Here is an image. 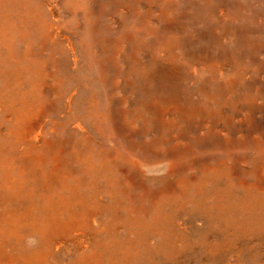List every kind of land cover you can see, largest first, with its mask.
I'll return each instance as SVG.
<instances>
[{
    "label": "rangeland",
    "instance_id": "rangeland-1",
    "mask_svg": "<svg viewBox=\"0 0 264 264\" xmlns=\"http://www.w3.org/2000/svg\"><path fill=\"white\" fill-rule=\"evenodd\" d=\"M0 1L36 17L6 65L31 79L39 69L35 100L21 98L31 79L13 106L0 98V264H264V239L246 234L222 251L212 231L198 260L188 250L139 260L138 243L153 249L169 232L142 239L126 218L145 206L149 224L158 190L188 180L194 191L220 164L230 182L264 189V0ZM9 19L29 32L25 15ZM7 50L0 43V59ZM86 155L116 170L105 185L115 194L96 193L85 212L80 194L67 204L58 194L65 178L85 187ZM178 212L182 228L205 227Z\"/></svg>",
    "mask_w": 264,
    "mask_h": 264
},
{
    "label": "bare ground",
    "instance_id": "bare-ground-1",
    "mask_svg": "<svg viewBox=\"0 0 264 264\" xmlns=\"http://www.w3.org/2000/svg\"><path fill=\"white\" fill-rule=\"evenodd\" d=\"M4 2L0 1V43H3V45H5L8 50L5 52L6 58L0 59V72L4 76L5 80L3 81V85L0 88V98H3V100L8 99L7 104H12L11 106H13L15 104L14 95L16 94L15 96L17 97V93L22 91L17 89V83L19 81L22 83V79L29 81L31 79V74L25 73L26 71L23 64L16 63L13 66H8L6 65V61L15 54V51L12 50V46L14 42H18V38L27 41L30 40L31 31L32 29H35V23H32L31 20H28V17L33 15L34 18L35 13L34 10L28 9L24 3L22 5L19 2H15V7H12L9 6V4L6 5V1ZM16 14L19 17V20H21L25 15L24 27L27 29L30 28L28 33L26 29V33L24 32L22 24H14L12 20L9 19V17ZM38 22L40 24H44V28L46 27V21H44V23L40 18ZM17 53L18 52L16 51V54ZM38 77L39 69H36L33 73V78L29 82V91L26 90L25 92L21 93L22 99L25 100L32 98L35 100L37 96V88L35 85ZM88 79L89 78H87V80ZM79 84L83 85V81L79 80ZM8 90L10 92H8ZM29 103L31 104L32 102ZM106 159L97 165L96 162L92 160V156L86 155L83 164L84 174L81 176V182L85 181L87 184L84 188H77V186H75L73 183L74 181H70L65 178L63 180V184L66 190L69 192H66L62 196L58 194L59 198L61 197L67 199L65 202V204H67L69 203L67 202L68 200L79 198L81 195L82 204L86 212L96 193H106V191H109L112 195H114L115 190L111 189L110 185H105L109 184L110 179L115 176L114 172L116 168L115 166L114 168L111 166L115 162L108 157H106ZM229 167L230 166L225 163L216 167L212 166L207 168L203 175L202 181L194 185V191L190 189L188 180L186 182H178L174 185L168 184V186L164 187L160 192L158 190L154 199V203L152 204L153 207L151 208L153 211L152 222L150 221L149 224L144 220L146 215L145 206L144 208L140 206L139 208L141 210L136 212V214H142L141 217L143 218H132L130 216H126L129 227L134 226V231L139 235H143L142 239L145 237L148 238L151 232L161 228H166L169 232V234L166 232L167 236L161 239V241H159V243L156 244L157 246H155L153 249H148V247L151 248L150 245L138 243V246L136 245L137 247L133 253V255L136 256V259L139 258V260H143L149 256L148 253L152 252H162L167 253V255H179L183 252V250L184 252L185 250H188V252L193 251L194 260L197 257L198 258L196 260H198L202 250L194 251L193 248L195 247V244L207 245L208 243L203 242V239L208 237V233L211 231L219 235L220 240H216V244L219 243L220 245L225 246L222 251L228 245L233 246L237 240L243 238L242 236L246 234H254L257 235L259 239H264V189L257 188L258 186H244L243 183L235 184L230 182L229 179H231V177L229 174ZM103 171L107 172L106 183L103 185H98V187H96V185L94 186L95 181L93 178L98 173ZM89 175H91V177ZM51 202L52 200H50V205H52ZM60 203L61 202L57 204L59 205ZM183 207L185 209H183ZM177 209L181 210L183 213H187L190 216L194 214L201 215L204 218L205 227L191 231L186 230L184 227L182 228V225L177 222L179 214ZM183 230L188 231L189 234L184 235L185 231ZM182 236L183 238L181 245L178 241ZM117 246H119V241L112 244V248L117 249ZM214 246H211V250H214L215 247H217ZM208 248L210 249V246H208ZM222 251L219 253L213 251V256L216 258L217 255L222 253ZM186 258L190 260V254L186 255ZM192 262L193 261L190 260V263Z\"/></svg>",
    "mask_w": 264,
    "mask_h": 264
}]
</instances>
